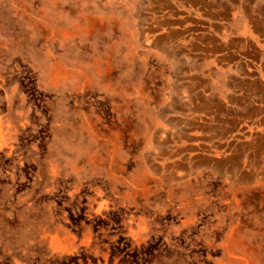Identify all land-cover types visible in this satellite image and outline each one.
Here are the masks:
<instances>
[{
  "label": "rangeland",
  "instance_id": "374dc122",
  "mask_svg": "<svg viewBox=\"0 0 264 264\" xmlns=\"http://www.w3.org/2000/svg\"><path fill=\"white\" fill-rule=\"evenodd\" d=\"M172 1L0 0V264H264V180L159 154Z\"/></svg>",
  "mask_w": 264,
  "mask_h": 264
},
{
  "label": "crops",
  "instance_id": "0c3cea01",
  "mask_svg": "<svg viewBox=\"0 0 264 264\" xmlns=\"http://www.w3.org/2000/svg\"><path fill=\"white\" fill-rule=\"evenodd\" d=\"M148 16L146 37L171 58L159 154L174 169L264 180V5L172 1Z\"/></svg>",
  "mask_w": 264,
  "mask_h": 264
}]
</instances>
